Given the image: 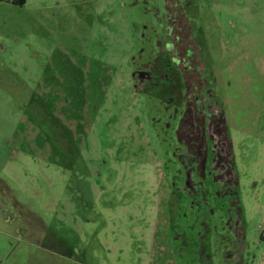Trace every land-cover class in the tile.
<instances>
[{
	"label": "rangeland",
	"instance_id": "1",
	"mask_svg": "<svg viewBox=\"0 0 264 264\" xmlns=\"http://www.w3.org/2000/svg\"><path fill=\"white\" fill-rule=\"evenodd\" d=\"M263 233L264 0H0V264H264Z\"/></svg>",
	"mask_w": 264,
	"mask_h": 264
},
{
	"label": "flooded vegetation",
	"instance_id": "2",
	"mask_svg": "<svg viewBox=\"0 0 264 264\" xmlns=\"http://www.w3.org/2000/svg\"><path fill=\"white\" fill-rule=\"evenodd\" d=\"M180 21H182V19H180L178 15H176L175 18L169 17L168 36L171 40L170 42H166L167 45L166 53L169 55L171 59L170 60L171 64L174 65L177 73L180 75V78L182 79L183 85L185 86V90H186L188 118L186 119V121H183L181 129L179 131V135L181 132H183V135L186 136V138L189 140V142H187L188 144H190V142L191 143L194 142L196 144L193 147L195 148L197 155L199 156L198 162H200V160L203 159V150H204L203 135L207 132V130L209 131V135H220V138L224 141L226 146V138H224L225 128L222 122V114L217 112L215 113V111H212L213 105L211 101L208 100L206 96L207 93L206 91L204 92V89L202 88L203 86H201L200 89L197 86H192V95L191 97L188 96V91H187L188 87L185 84V71L183 69H186L187 72L192 70L189 61L194 57L188 56L189 44L188 46L184 47L183 50L184 56L182 57L181 55H179L177 43L180 42V38H181L180 32L184 31L182 27H179ZM174 31L177 33L174 34ZM192 97L194 98V104H192L191 107L189 106V104ZM208 122H209V128H206ZM213 122L215 124H213ZM191 135L194 137L193 139L190 138ZM187 139H183V140L186 141ZM193 147L190 144L189 149L191 152L193 151ZM221 161L226 163V169H227V165L228 163H230V153L228 151H226L225 157L219 160V162ZM225 174H228V172L225 171Z\"/></svg>",
	"mask_w": 264,
	"mask_h": 264
},
{
	"label": "trees",
	"instance_id": "3",
	"mask_svg": "<svg viewBox=\"0 0 264 264\" xmlns=\"http://www.w3.org/2000/svg\"><path fill=\"white\" fill-rule=\"evenodd\" d=\"M14 3H20L21 2V0H15V1H13ZM230 163H232V160H230ZM230 163H228V168L229 169H227V172H228V174H226V175H228V180H231L233 177H232V173H231V169H230V167H229V164Z\"/></svg>",
	"mask_w": 264,
	"mask_h": 264
},
{
	"label": "built area",
	"instance_id": "4",
	"mask_svg": "<svg viewBox=\"0 0 264 264\" xmlns=\"http://www.w3.org/2000/svg\"><path fill=\"white\" fill-rule=\"evenodd\" d=\"M8 1H15V0H8ZM264 234V233H263Z\"/></svg>",
	"mask_w": 264,
	"mask_h": 264
}]
</instances>
